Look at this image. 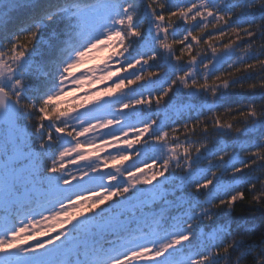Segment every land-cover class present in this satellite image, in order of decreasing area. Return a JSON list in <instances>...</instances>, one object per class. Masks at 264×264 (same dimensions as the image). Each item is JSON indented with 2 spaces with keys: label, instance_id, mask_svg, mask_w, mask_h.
Wrapping results in <instances>:
<instances>
[{
  "label": "snow or ice",
  "instance_id": "6c2138e0",
  "mask_svg": "<svg viewBox=\"0 0 264 264\" xmlns=\"http://www.w3.org/2000/svg\"><path fill=\"white\" fill-rule=\"evenodd\" d=\"M257 38L264 0H0V264H264Z\"/></svg>",
  "mask_w": 264,
  "mask_h": 264
},
{
  "label": "rangeland",
  "instance_id": "374dc122",
  "mask_svg": "<svg viewBox=\"0 0 264 264\" xmlns=\"http://www.w3.org/2000/svg\"><path fill=\"white\" fill-rule=\"evenodd\" d=\"M110 52L111 50L110 49H100L94 53H91L85 60V63L83 65H81V68H80V71H83L85 69H87L88 67L90 66H93V65H97V64H101L104 59L110 55ZM238 55L240 56H243L244 53L240 50L238 51ZM233 59H235V57H233ZM229 63H232V61H229ZM198 75H203L202 72H200ZM111 81H107L105 82L104 84H100V85H93L91 88L89 87V85L86 83L84 85H81V91L77 92V93H70L69 96L65 97L63 101H61L62 103H66V104H72L73 101L75 99H78L80 96H82L84 94V92H90L91 90L93 89H99V88H102L105 86V84H110ZM171 104H175V101H173ZM97 136H99V134L97 133L96 134ZM131 136V134H130ZM80 139L83 141L85 139H87L89 142L92 141V136L91 135H87L86 137H80ZM193 140V143H196L197 141L199 140ZM181 142H183L184 140H180ZM99 139H97L95 141L96 144H99ZM73 143H75V141H73ZM71 145H69L70 147ZM115 149H110L106 152H102L100 155L101 156H105V155H110V154H115ZM141 159H143L142 157L141 158H137L135 155H133V160L136 161L137 165L138 166H143V164L140 162ZM76 160V153H72L67 159H66V167L68 168V171L70 172H75L77 169L79 168H83L85 166V164L87 162H84V161H77L75 163H69L68 161H75ZM132 160L130 161H126L124 163V167H128L132 164ZM148 163H151V161H147ZM114 170L111 166V164L109 165V168L108 169H105V171H112Z\"/></svg>",
  "mask_w": 264,
  "mask_h": 264
},
{
  "label": "trees",
  "instance_id": "16d2710c",
  "mask_svg": "<svg viewBox=\"0 0 264 264\" xmlns=\"http://www.w3.org/2000/svg\"><path fill=\"white\" fill-rule=\"evenodd\" d=\"M64 23H66V21L64 20H61L59 18H56L55 20L51 21V22H48L44 28L42 29V33H41V41L38 42L37 44V47H41L42 46V43L44 40H46L48 38V35L49 33L51 32V30L56 27L57 25L59 26H63ZM207 38V36L205 35V39ZM225 42H227L225 40ZM264 44V39H260V38H257L256 41H255V45L256 47H259L260 45ZM244 45L241 44V51L243 49ZM196 47L194 46V52L196 51ZM243 52V51H242ZM176 54L179 55V48L177 47L176 49ZM185 59H187V56L185 55ZM152 71H156V68H152L150 69ZM233 69L229 68L227 64H225L222 68H220L216 73H214L215 75H219L221 72H229V71H232ZM261 77H264V72H258V74H254L252 76V79L250 80H247V81H244V83H259L260 81V78ZM172 78H175V77H172ZM170 97H171V100L169 101L170 103H172L173 101H176V97L172 96V94L170 93ZM231 99L234 100V101H240L241 103H246L248 102L244 96L241 95V90L239 89H236V90H233V92L231 93ZM257 105L260 104V100L259 98H255L254 101ZM62 103V102H61ZM64 104L65 106H67L68 104L66 103H62ZM161 107H163V105H161ZM35 119V118H33ZM171 138V137H170ZM180 140H184L185 137L184 135H180L179 137ZM191 139H194V140H202L203 138L201 136H199L198 134L196 136H193L191 137ZM241 208H243V212L246 213V214H253L252 212H249V209L246 205H241L240 207L237 208V214H240L241 213ZM258 217L257 221H256V226L259 227L260 226V220H259V213H255Z\"/></svg>",
  "mask_w": 264,
  "mask_h": 264
}]
</instances>
